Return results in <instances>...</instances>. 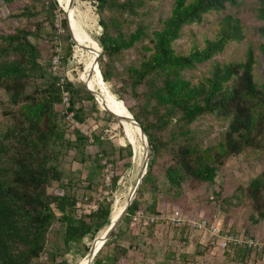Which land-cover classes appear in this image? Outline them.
I'll return each mask as SVG.
<instances>
[{"label": "trees", "instance_id": "trees-1", "mask_svg": "<svg viewBox=\"0 0 264 264\" xmlns=\"http://www.w3.org/2000/svg\"><path fill=\"white\" fill-rule=\"evenodd\" d=\"M0 1L12 4L16 0ZM32 1L41 3L42 9L25 6L14 17L32 19L44 14L53 30L47 36L51 42L58 36L63 56L59 55L67 66L74 51L73 22L58 0ZM94 1L103 30L98 38L103 49L98 59L102 78L107 83L120 84V99L141 124L151 145L148 171L138 194L149 186L155 166H159L167 187L181 193L188 186L215 187L219 169L231 158L244 152H264V83L255 75L254 51L250 49L241 62L215 64L209 75L200 80L194 81L186 74L221 54L230 42L242 41L245 33L241 20L225 15L218 23L215 37H206L203 47L195 44L186 52L176 49L187 25L200 24L212 10L221 14L228 3L235 4L237 0H174L171 14L160 18L157 26L149 21L147 12L148 5L155 0ZM57 12L65 16L60 20L62 33L57 27ZM257 17L264 20V0H259ZM32 24L35 29L28 25L18 27L12 34L0 33V92L5 95L0 97V264H73L65 257L72 247H84L88 236L92 239L91 247H96V237L112 222L110 196L99 202L96 211L79 212L78 204L86 199L92 201L99 188L104 187L108 166L114 170L116 159L103 164L100 154L113 157L118 151L122 158L126 152L131 158L133 147L128 144L117 150L101 135L93 134L90 138L79 130L75 139L66 137L65 116L60 109L65 92L69 93V110L78 122L84 123L100 110L85 79L79 80L84 84L82 88L68 79L62 82L51 71L52 56L44 58L40 47L30 40L44 35L43 24ZM258 32L264 36V26ZM259 51L264 56V43L259 45ZM126 95L134 100L133 106H127ZM87 102L91 103L90 108ZM105 114L114 118L106 110ZM209 115L227 120L228 126L215 143L204 146L205 140L196 126ZM91 141L99 149L96 155L86 151ZM69 157L85 165V179L81 173L64 167ZM130 166L131 163L127 165ZM118 181L119 176H115L112 194ZM212 192L211 200L220 202L222 211H227L234 200L246 201L251 208L250 218L259 228L246 230L243 236L264 237V172L227 198L220 199L221 190ZM155 204L156 201L153 210ZM139 209L140 201L135 198L123 223L132 224ZM56 224L58 230L54 228ZM209 224L213 222L210 220ZM187 229V225L179 228L182 235ZM123 233L121 224L93 264H125L131 246L116 244L111 253L101 256ZM91 247L86 248L85 255ZM46 252L48 260L42 261ZM253 254L264 256V249L240 247L233 258L246 262Z\"/></svg>", "mask_w": 264, "mask_h": 264}, {"label": "rangeland", "instance_id": "rangeland-1", "mask_svg": "<svg viewBox=\"0 0 264 264\" xmlns=\"http://www.w3.org/2000/svg\"><path fill=\"white\" fill-rule=\"evenodd\" d=\"M58 2L64 12H67V14L65 13L66 16L68 18L72 17L76 25H74L75 31L73 33V57L67 66L62 63L57 69H54L53 60L56 54L59 53L63 56L62 44L58 36H55L52 42L50 41L47 33H52L53 30L46 21L44 14L32 19L14 17V14L21 12L25 6H30L34 10H41V3L36 4L32 0H16L12 4H6L0 1V33L12 34L18 27L28 25H32V28L35 29L32 23L35 21L41 22L44 28V35L38 39L31 37L30 40L40 47L44 58L52 56L51 71L54 74L57 73L62 79L71 80L75 86L82 88L84 84L79 80L85 79L88 86L90 85L89 87L94 91L100 112L94 113L84 122L88 125L85 129L89 133L88 137L91 138L93 134L101 135L108 144H113L117 150L128 144L134 147L135 155L133 153L131 158L127 157L126 152L123 153L124 156L122 158H120L118 151L113 157H102L100 154L99 158L103 164L113 158L116 159L113 166L114 177L119 176L117 189L112 194L110 192L111 186L105 189L102 185V188H99L92 201L88 202L86 199L80 202V206L78 205L80 207L79 212L87 214L88 203L95 202L99 206V202L110 196V200L113 201L112 220L114 221L126 206L136 186L143 162V141L132 120L110 119L105 114L106 107L104 102L107 101L112 111L129 118L130 114L126 111V107L122 106L124 102L120 99L122 95L120 84L105 82L98 65L95 66V69L92 67L91 72L89 71L90 66H94V61L102 48L98 43V38L103 30L99 24L96 2L94 0H75L71 8H69L71 0H58ZM173 6L174 0H155L151 2L147 7L149 21H152L153 25L157 26L160 18H165L171 14ZM258 7L259 0H237L235 4L228 3L221 14L212 10L200 24L187 25L183 36L176 42V49L180 52L188 51L195 44L203 47L206 37L214 38L218 23L225 15L230 14L239 18L245 33V38L242 41L230 42L221 54L188 70L186 72L187 76L194 81L200 80L209 75L215 64L241 62L245 60L248 51L252 49L257 60L254 70L256 78L261 83H264V56L259 51V45L264 43V36L258 32V29L264 26V20H260L257 17ZM64 17L63 14L57 12V27L61 33L63 29H61L60 20ZM85 35L93 40L95 46L86 40ZM91 73H93L92 76ZM100 93H102L103 97ZM0 97L5 98L3 92H0ZM125 97L128 99L126 102L128 107L135 104L134 100L130 99L129 96L126 95ZM87 106L90 108L91 103L87 102ZM60 109L63 115L64 107L60 106ZM64 126L66 128V137L75 139L77 129H73L67 120H65ZM227 126V120L209 115L201 119L196 128L205 140L204 146H207L215 143L217 137ZM86 151L90 155L99 153V149L94 142L90 143ZM129 163H131V166L127 167ZM64 167L67 170L81 173L82 179L87 176L85 165L83 166L73 161L70 157L66 159ZM262 172H264V152H244L237 157L231 158L225 167L219 169L215 187L207 188L203 186L193 189L188 186L183 188L180 191L181 193H177V190L167 187V181L163 173L159 166H155L149 186L146 187L143 194H138L137 192L135 198L140 201L139 210L157 217L158 222L151 226H144L133 221L129 225L122 222L124 233L121 238L106 247L101 256L104 257L106 254L111 253L117 244L125 248L131 246L127 259L124 261L125 264H264L263 255L255 256L253 254L250 260L242 262L234 259L233 254L226 256L221 249H208L207 239L203 237L201 232L189 228L182 235L179 230L180 227L169 222L174 216L185 218L203 216L206 220H211L217 229L232 230L239 235H244L246 230L258 229L259 226H256L254 220L250 218L251 208H249L246 201L243 199L234 200L233 204L227 207V211H222L220 202L216 201V199L211 200L210 197L214 196L212 190L216 189L222 192L220 199L227 198L233 195L239 186H249L251 181L262 174ZM155 185L158 186L157 189H155ZM54 186H57V183ZM104 190L107 191L105 194H103ZM100 192L103 194V199L98 198ZM154 201H156L155 210L152 209ZM54 228L58 230L59 224H56ZM261 228L264 230V223L261 224ZM105 231L106 229L98 234L94 243H97V245L100 243ZM91 243V236L86 237L83 241L84 247L74 245L72 251L65 257L73 264L84 263L87 259L82 260L81 258L89 254L85 255L86 248L91 247ZM50 249L51 247L49 251ZM41 260H48L47 252L42 255Z\"/></svg>", "mask_w": 264, "mask_h": 264}, {"label": "built area", "instance_id": "built-area-1", "mask_svg": "<svg viewBox=\"0 0 264 264\" xmlns=\"http://www.w3.org/2000/svg\"><path fill=\"white\" fill-rule=\"evenodd\" d=\"M54 69H57L59 65L63 63V57L61 55H56L54 60ZM57 75V73H55ZM59 76V75H57ZM61 81H65V78H61ZM64 101H63V115L65 116V120L69 122V125L73 127V129L79 130L83 135L88 136L89 133L86 132V128L88 125L86 123H80L75 119V115L73 111L69 110L70 107V99L69 93H64ZM91 136V135H90ZM114 178V170L111 165L108 166L105 176H104V187H110L112 185V181ZM107 191L104 190L103 194ZM103 194L100 192L98 194L99 199H103ZM80 206V203L78 204ZM98 209V205L96 203H88L87 211L88 213L92 211H96ZM133 222L140 223L144 226H151L154 223L158 222V218L155 216H151L145 211L138 210L133 216ZM170 223L174 224L177 227H182L183 225H188L189 228L194 231L201 232L203 237L207 239V244L212 246V248L221 249L224 253L234 254L236 250L240 247H247L252 251L263 250L264 249V237L262 238H249L243 235L235 234L230 230L217 229L213 224H209V221L206 219H200L198 217L193 218H185L182 216H174Z\"/></svg>", "mask_w": 264, "mask_h": 264}, {"label": "water", "instance_id": "water-1", "mask_svg": "<svg viewBox=\"0 0 264 264\" xmlns=\"http://www.w3.org/2000/svg\"><path fill=\"white\" fill-rule=\"evenodd\" d=\"M75 0H71V3H70V6L69 8H71L73 6V3H74ZM67 14V12H65ZM69 25V23H68ZM70 26V25H69ZM70 29V27H69ZM70 33H71V30H70ZM72 35V33H71ZM102 48H101V52H99L97 58L95 59L94 61V66L93 68L95 69V66L98 65L99 66V62H98V59L102 53ZM94 71V70H93ZM93 73H91V76H92ZM87 89L92 93L94 94V91L89 87L87 86ZM100 95L102 96V93H100ZM103 97V96H102ZM109 103L106 101L104 102V106L106 107V111L112 115L114 118L116 119H128V120H132V122H134L140 129L142 135L146 138V143H147V153H146V156L142 162V165H141V169H140V172H139V176H138V180H137V183H136V186L134 188V190L132 191L131 195H130V198L126 204V206L124 207V209L121 211V213L119 214V216L115 219V221H113L109 226L108 228L106 229V231L104 232V235L102 236V245L98 248H95V247H91L90 249V252H89V256H90V259H89V262L87 264H92L95 257L97 256L98 252L101 250V248L104 246V244L109 240V238L111 237L112 233L121 225V223L123 222L124 218L126 217V215L128 214V211L135 199V196L138 192V189H139V186L140 184L142 183V180L144 178V176L147 174V171H148V164H149V159H150V153H151V145H150V141H149V138H148V135L146 134L145 130L142 128L141 124L135 119V117L133 116V114L130 112V116H128L129 118L127 117H124L120 114H117L116 112L112 111L110 108H109ZM133 153L135 155V149L133 147ZM97 243H95L96 245Z\"/></svg>", "mask_w": 264, "mask_h": 264}, {"label": "bare ground", "instance_id": "bare-ground-1", "mask_svg": "<svg viewBox=\"0 0 264 264\" xmlns=\"http://www.w3.org/2000/svg\"><path fill=\"white\" fill-rule=\"evenodd\" d=\"M70 18V20L74 23V20H73V18L72 17H69ZM74 25H75V23H74ZM76 26V25H75ZM85 38H86V40H88V41H90L89 43L90 44H92V45H94L95 46V43L93 42V40L90 38V37H88L87 35H85L84 36ZM92 65L90 66V69H89V71L91 72V70H92ZM90 86V85H89ZM122 104V103H121ZM122 106H124V104H122ZM125 108V107H124ZM129 114H130V112L128 111V110H126ZM134 123V122H133ZM134 125L137 127V129H138V131H139V133H140V135H141V138H142V141H143V150H142V155H143V160H144V158H145V156H146V143H145V137L142 135V133H141V131H140V129H139V127L134 123ZM121 213V212H120ZM119 216V215H118ZM117 216V217H118ZM116 217V218H117ZM115 218V219H116ZM115 219H114V221H115ZM112 222H113V220H112ZM111 222V223H112ZM110 223V224H111ZM109 224V225H110ZM108 228V227H107ZM106 228V229H107ZM102 245V240L100 241V243L95 247V248H98V247H100ZM89 259H90V256L88 257V259L84 262V263H82V264H87L88 262H89Z\"/></svg>", "mask_w": 264, "mask_h": 264}]
</instances>
